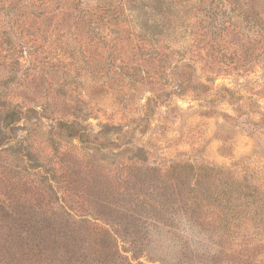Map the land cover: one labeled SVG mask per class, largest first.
Returning a JSON list of instances; mask_svg holds the SVG:
<instances>
[{"label": "trees", "instance_id": "obj_1", "mask_svg": "<svg viewBox=\"0 0 264 264\" xmlns=\"http://www.w3.org/2000/svg\"><path fill=\"white\" fill-rule=\"evenodd\" d=\"M7 2L6 11L17 6L18 11L31 7L36 13L32 15L37 23L32 39H20L8 29L27 58L34 56L40 39L47 43L45 27L55 19L58 29L63 30L58 44L67 45L71 58L88 49L96 55V59L90 56L92 62L104 63V69L95 71L93 82L87 85L92 93L94 89L110 91L118 82L123 83V77L140 78L142 88L135 83L138 90L131 92L133 97L140 90L152 97L143 106L139 128L172 97L192 94L203 101L210 97L212 89L197 79L198 64L218 74L243 66L236 44L232 48L237 63H231V68L226 65L222 41L229 34L252 30L254 63L264 58V5L259 0ZM42 9H50L51 18ZM1 12L0 8V17ZM2 18L6 23V16ZM177 47H185L188 58L184 59ZM80 61L81 72L91 74L84 58ZM72 66L65 64L66 76ZM123 86L128 88L125 83ZM2 108L0 125L11 130L24 120L38 121L50 114L37 108ZM58 127L94 154L87 158L74 151L60 153L64 162L68 158L67 168L73 166L78 171L79 180L75 181V191L64 189L60 197L51 180L44 178L47 187L40 197L48 203L45 209L37 208L39 199H30L21 190L25 185L19 181L35 170L27 168L23 149L0 150V158L6 154L5 164L11 167L4 171L9 178L0 172V264H134L141 255L153 264H163L157 257L163 251H157L154 244L164 240L173 248L169 264H264V226H254V213H258L252 209L254 203L243 200L241 186L249 187L238 171L176 161L166 167L133 164V168L124 161L122 168H110L113 165L106 167L94 155L132 144L134 130L114 127L118 130L116 143L109 139L114 131L108 126L99 135L80 120L58 121ZM139 132L142 134V129ZM12 141L11 137L2 138L1 133L0 148ZM123 153L116 157L123 160L128 152ZM13 170L21 177L16 180L20 187L12 183ZM245 210H249V217ZM101 220L106 226L96 223ZM205 235L213 243L207 242L209 248L202 243ZM119 239L130 244L134 259L121 251ZM14 256L19 259L15 261Z\"/></svg>", "mask_w": 264, "mask_h": 264}, {"label": "rangeland", "instance_id": "obj_2", "mask_svg": "<svg viewBox=\"0 0 264 264\" xmlns=\"http://www.w3.org/2000/svg\"><path fill=\"white\" fill-rule=\"evenodd\" d=\"M24 1L20 0V3ZM26 1L28 3H31L30 1L63 2V0ZM259 2L264 5V0ZM9 4L7 0H0L2 9L0 112L2 107L18 106L22 109L46 110L50 114L38 121L24 120L13 130L0 125L2 138L11 137L13 140L0 150L23 149L27 168L35 170L29 177L19 181L20 184L25 185L19 189L26 193V197L39 199L37 208L45 209L48 205L46 200L43 201L40 197V194L44 195L45 187H47L42 182L44 178L48 177L51 180L53 187L60 192V197L64 189L71 187L75 191V181L79 180L76 178L78 171L73 166L67 168L70 166L68 158H65V162L59 158L61 152L74 151L82 155L81 157L83 154L86 157L94 154L85 149L79 139L67 137L66 133L61 132L58 127V121L80 120L85 125H90L94 135H99L104 127L108 126L110 131H114L111 132L109 139L116 143H118L116 140L118 130H113L114 127L125 131L134 130L135 138L132 144L123 146L121 149L114 146L101 154L94 155L95 159L106 167L113 165L110 168H122L124 161L125 165L131 168L133 164L166 167L176 161L197 167L219 166L238 171L239 176L246 181L244 184L249 187L247 189L241 186L243 200L254 203L252 209L258 213L257 215L254 213V226H264V58L261 57L254 63V32L252 30L234 32L222 41L223 57L228 68L232 67L231 63H237L234 48H232L235 44L238 53L243 57V62L239 61L243 66L218 74L204 68L202 64L197 65V79L212 89L206 101L193 98L192 94L185 98L172 97L168 99L167 104L154 110L150 121L141 122L143 126L139 128L138 122L144 114L143 106L147 98L152 97L150 92H140L141 90L135 92L137 96L133 97L131 92L138 90L136 84L140 85V89L142 88L140 78L123 77V83L128 87L127 89L124 88L123 83L116 82V86L110 88L108 92L94 89L92 93L87 85L93 82L92 77L95 78V71L104 69V63L98 60L92 62V59H89L90 56L96 59V55L91 54V50L88 49L80 55L76 53L74 59L71 58L67 45L58 44L63 30L58 29L55 19L46 22L44 35L47 43L39 38L38 47L33 48L34 56L27 58L23 49L19 48L14 39L9 36L8 29H13L12 32L20 39L26 41L32 39L33 25H37L32 15L36 13L31 10V7L18 11L17 6L12 12L6 11ZM42 10L45 15L51 11L50 9ZM2 16H6V23ZM48 16L51 18V15ZM40 27L44 31L43 24ZM64 40L66 42V38ZM176 50L183 52L184 59L188 58L185 47H177ZM81 58L86 61L91 74L85 70L81 72ZM68 63L74 66L70 67L71 72L66 76L65 64ZM100 77L102 81L106 80L103 76ZM169 87L170 85L168 89ZM225 87L230 91H225ZM140 129L143 131L142 134L139 132ZM123 152H128L123 160L116 157L117 154H124ZM6 161V154H2L0 172L11 170V167L6 166ZM7 172H4V176L9 178ZM11 177L14 178L12 183L19 186L17 182L21 177L14 170ZM245 211L244 215H247L249 210ZM96 223L103 226L107 224L103 220ZM254 229V233H257V228L254 227ZM11 234V232H5L6 236ZM205 236L202 243L204 247L209 248L207 244L213 245V243L207 235ZM251 237L254 238V236ZM232 245L233 243L228 247L231 248ZM119 247L126 256L134 259V255L130 252V244L119 239ZM154 247L157 251H163L157 256L160 260L162 259L163 264L172 262L170 253L173 248L168 241L164 240L162 243L159 241L158 244H154ZM199 248L203 249L200 246ZM12 259L17 261L19 257L14 256ZM140 262L153 264L143 255L140 256L139 261L135 260L134 264Z\"/></svg>", "mask_w": 264, "mask_h": 264}]
</instances>
